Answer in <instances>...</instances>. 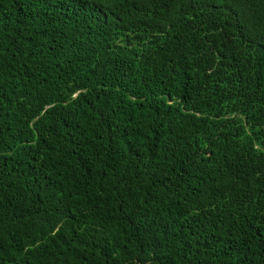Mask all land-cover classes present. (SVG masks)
<instances>
[{
  "label": "trees",
  "instance_id": "1",
  "mask_svg": "<svg viewBox=\"0 0 264 264\" xmlns=\"http://www.w3.org/2000/svg\"><path fill=\"white\" fill-rule=\"evenodd\" d=\"M0 264H264V0H0Z\"/></svg>",
  "mask_w": 264,
  "mask_h": 264
}]
</instances>
